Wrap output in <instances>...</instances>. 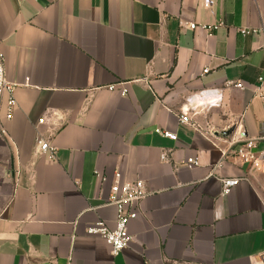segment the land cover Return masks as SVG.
I'll return each mask as SVG.
<instances>
[{
	"label": "crops",
	"instance_id": "1",
	"mask_svg": "<svg viewBox=\"0 0 264 264\" xmlns=\"http://www.w3.org/2000/svg\"><path fill=\"white\" fill-rule=\"evenodd\" d=\"M210 1L0 0L16 85L11 120L0 96V264H262L264 175L230 139L263 133L264 0ZM119 84L126 96L108 89ZM38 137L53 160L36 154ZM193 157L201 165L186 168ZM116 174L149 195L114 256L87 229L114 228ZM222 179L242 181L224 195Z\"/></svg>",
	"mask_w": 264,
	"mask_h": 264
},
{
	"label": "built area",
	"instance_id": "2",
	"mask_svg": "<svg viewBox=\"0 0 264 264\" xmlns=\"http://www.w3.org/2000/svg\"><path fill=\"white\" fill-rule=\"evenodd\" d=\"M205 4L210 7L212 2L210 0H205ZM198 27L195 24H190L189 29L196 30ZM202 29L211 33L218 30L219 26H201ZM243 36H246L249 32L248 30L240 31ZM256 33V31H254ZM208 73V70L204 71V74ZM260 84H264V76L258 79ZM118 86L120 87V92L122 96L128 94V89L124 88L123 84L117 86H110L108 89L110 91H115ZM15 89L16 85L11 84L6 80L5 77V67H4V56L0 53V96L7 95V119L11 120L13 117V110L16 106L15 100ZM262 109L264 113V94L261 95ZM213 102L212 104H216ZM46 117L40 120V124H44ZM180 123L187 124L198 130V126L192 123L189 117V111H183L180 116ZM161 136L176 140L175 134L167 131H157ZM1 135L3 137H8L5 130H1ZM264 142V124L263 133L259 138H249L245 133H234L230 139V145L233 150L231 154L235 160L241 162L242 164L248 166L249 174L257 173L264 175V148H260V144ZM36 154L40 156L47 157L49 160L55 158L56 149L50 144L49 139H43L38 137L36 140ZM164 162H170V158L167 155L163 156ZM201 165L200 157L189 158L184 162V166L188 169H195ZM102 183L106 182V178L96 175ZM242 180L241 179H222L223 194L227 195L231 192L233 188L238 186ZM149 195L147 186L143 181L135 182H124L121 183V175L116 174V181L111 187L110 195L107 200V205L114 206L117 212L115 219L114 228H110L103 221L97 222L91 225L87 229V234L91 236H99L103 238L106 243L111 247L112 254L114 256L119 255L121 252L129 248L132 243V237L129 232V225L133 220H136L139 216V205L144 201ZM261 263L264 264V253L261 257Z\"/></svg>",
	"mask_w": 264,
	"mask_h": 264
},
{
	"label": "rangeland",
	"instance_id": "3",
	"mask_svg": "<svg viewBox=\"0 0 264 264\" xmlns=\"http://www.w3.org/2000/svg\"><path fill=\"white\" fill-rule=\"evenodd\" d=\"M264 148V145L261 147V149H263ZM5 203H6V194L4 193V191L2 190L1 192H0V211H1V207L3 206V205H5Z\"/></svg>",
	"mask_w": 264,
	"mask_h": 264
},
{
	"label": "water",
	"instance_id": "4",
	"mask_svg": "<svg viewBox=\"0 0 264 264\" xmlns=\"http://www.w3.org/2000/svg\"><path fill=\"white\" fill-rule=\"evenodd\" d=\"M233 133V130H230L228 132H226L225 134H223V136H230Z\"/></svg>",
	"mask_w": 264,
	"mask_h": 264
}]
</instances>
